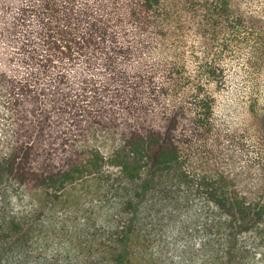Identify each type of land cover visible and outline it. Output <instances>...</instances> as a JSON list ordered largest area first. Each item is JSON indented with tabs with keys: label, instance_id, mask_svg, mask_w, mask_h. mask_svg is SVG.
Instances as JSON below:
<instances>
[{
	"label": "trees",
	"instance_id": "obj_1",
	"mask_svg": "<svg viewBox=\"0 0 264 264\" xmlns=\"http://www.w3.org/2000/svg\"><path fill=\"white\" fill-rule=\"evenodd\" d=\"M249 1L0 0V264H31L32 217L92 174L110 191L100 264H130L139 214L184 186L225 220V264H240L239 236L264 247V197L240 195L224 175L196 187L175 132L186 116L213 130L211 88L224 85L231 62L251 80L262 71L264 21L242 12ZM98 135L113 140L110 153L89 143ZM64 148L88 155L38 162ZM31 182L44 198L16 209L11 189Z\"/></svg>",
	"mask_w": 264,
	"mask_h": 264
},
{
	"label": "rangeland",
	"instance_id": "obj_2",
	"mask_svg": "<svg viewBox=\"0 0 264 264\" xmlns=\"http://www.w3.org/2000/svg\"><path fill=\"white\" fill-rule=\"evenodd\" d=\"M248 3L242 12L246 16L262 17L264 21V0ZM227 68L224 85L211 88L215 98L213 130L204 133L202 129L195 130L186 116L175 131L183 147V171L191 176L196 187L198 182L213 181L224 175L240 195L261 198L264 167L256 160L258 154L254 149L261 147L260 157L264 160V123L260 121L264 115V66L254 80L248 79L234 62ZM89 143L103 153H110L113 140L98 135ZM78 153L79 150L68 152L66 148L54 150L38 155V162L44 159L46 166L55 168L76 158ZM80 154L86 157L88 152ZM103 181L101 176L85 175L54 205L43 204L32 217L30 245L27 238L31 264H41L45 257L53 259L55 264H100L105 256L104 248L109 245V233L100 227L107 226L110 218L104 206L110 191ZM181 189L166 204L147 203L139 214L142 221L138 237L133 240L136 252L130 264L226 263L228 233L218 227L223 217L199 191L188 186ZM11 195L18 210L32 208L44 198L42 188L34 182L23 190L11 189ZM234 244L239 252L243 251L240 264H253L255 259L264 257V247L257 246L252 238L239 236Z\"/></svg>",
	"mask_w": 264,
	"mask_h": 264
}]
</instances>
